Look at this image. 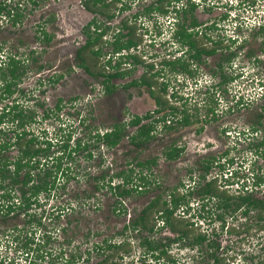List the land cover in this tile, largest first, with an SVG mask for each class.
I'll list each match as a JSON object with an SVG mask.
<instances>
[{
  "label": "rangeland",
  "instance_id": "rangeland-1",
  "mask_svg": "<svg viewBox=\"0 0 264 264\" xmlns=\"http://www.w3.org/2000/svg\"><path fill=\"white\" fill-rule=\"evenodd\" d=\"M195 1L199 4V10L205 8L203 0ZM200 1L202 3H199ZM79 2L80 0L55 2L49 0L43 9L26 15L25 24L22 22L20 27L12 28L8 23L4 29L0 30V43H4L5 50L16 54L27 68L20 84L25 98L19 100H22L26 107L32 106L31 110L35 112L36 119L40 121L37 125L32 126V131L41 135L39 139L47 137L52 140L53 144L55 139L59 142L52 148L55 151V156L62 154L59 144L66 140V134L70 138L69 144L75 145L78 139L81 143L80 149L72 151L69 157L62 155V168L66 167L67 169H64L62 175L60 172L56 177L55 188L51 191L50 197L47 200L44 197L40 198L42 207L32 209L41 216L43 226L30 229L26 225L22 229L16 226L15 230L19 229L20 232L11 233L10 229L18 222L16 220L9 222L10 228L4 230L5 227L0 220V259L9 263L13 262V264H28L32 256L21 255L19 245L14 242V235L19 236L21 244L30 233L41 240L43 234L47 232L51 238L47 244L41 247V251L49 252L50 255L43 254L44 264H64V260L70 254L76 256L74 264H95L107 255L113 257V261L109 262L115 264L154 262L150 258L140 259L141 256H144L146 249L140 245V242L147 238V234L127 231L121 235L122 230L153 199L159 196L165 198L167 192L174 187L180 188V191H177L179 193L185 190L188 192V187L189 190L191 188L200 189L212 176L218 174V169H212L201 181L203 162L199 164L200 157L205 156L211 159L214 156L220 157L222 160L221 156L224 157L228 153L227 156L234 158L236 162L233 169L241 168L243 174H247L251 163H253L252 168L256 173H260L264 169V158L260 155L263 150H257L256 147L263 133L253 134L251 130V124L259 112V106L264 103V32L262 36L260 34L259 37L253 38L258 26L264 25V0H244V4L242 0H211L208 5L214 9L201 10L196 14L198 20L204 24L212 22L219 24L217 31L212 33V36L216 40L224 38L222 40L224 45H230V42L227 41L228 38H238V42L230 46L229 51L236 56H234L232 65L226 69V75L231 76L232 80L224 87L225 90L222 88L220 91L218 90L212 99L209 95L205 96L204 94L210 81L212 82L208 74L213 70L215 63L220 61V56L215 59L208 58L206 65L199 67L200 69L195 71V75L192 72L193 78L177 76L174 79L173 74L176 72L165 70L175 96L187 98L186 104L190 111L193 112L196 107L201 106L197 109L200 114H204L205 105L212 106V101H215L218 112V120L207 124L205 128V133L211 134L208 133L205 137L202 134L193 137V135L189 136L185 133L189 137L184 153L186 162L183 165L181 163L167 164L163 161L161 154L167 146L164 135L143 148H135L129 142V137L133 134L134 129L130 126L125 127L123 140L118 148L112 150L101 147L93 139L96 132H104L115 122L128 123L131 116L144 115L150 110L151 101L145 90L139 91V93L129 91L128 94L131 96L126 99V92L120 91L121 87L119 86L125 81L120 80H114L115 90L104 95L100 91V79L87 75L85 70L77 65L79 61L76 57L77 52L85 41L80 28L91 18V14L83 10L81 2ZM127 14L131 16L132 13H123L126 21L134 22L131 17H127ZM52 15H54L55 21L46 29L53 35V38L48 45H42L35 39L33 24L47 20ZM136 32L141 39L143 33ZM111 34V31L108 32L107 39H111ZM167 36L165 34L162 40H165ZM240 40L243 45H240ZM105 42V39L102 38L96 46L81 52L90 71L94 74L102 71L104 60L111 52V45ZM158 42L163 41L159 40ZM158 42L151 47L146 44V37L143 36V42H141L137 54L138 59L145 58L147 62H154L156 68L160 69L161 63L159 62L164 59V52ZM98 49L105 54L100 59L93 56L91 51ZM30 50L36 52L33 54L34 62L28 56ZM154 56L156 57L154 58ZM38 66H43L41 72L36 70ZM135 70L136 78L145 71L141 68ZM55 79L57 80L55 81ZM218 81L219 79L215 78L214 82ZM171 99L173 105L180 108L178 106L182 104L181 101ZM238 100H241L243 106L235 104ZM74 101H76V105H70ZM57 103H60L62 108L60 112L55 113ZM222 127L230 128L229 137L219 133ZM176 135H178L177 132ZM201 136L205 139L199 141L198 138ZM176 140L178 143L182 142L180 136H177ZM207 142L213 148L206 150L203 144ZM205 153L210 155L206 156ZM14 154L15 150L9 152V155ZM88 154H91V157H88ZM199 155L201 156L198 157ZM155 157L159 161L148 173L150 182L157 185L148 187L144 194H134L126 199L125 204H122V208L126 211L125 215L116 216L112 212L115 207V198L110 195L105 182V186L101 190L96 189L98 180H101V176L105 175L106 181L113 174L126 168L137 170L135 167L137 161ZM131 162L132 165L128 166V163ZM183 184L185 186L181 188ZM254 195L253 197L264 201V188L257 189ZM197 199L198 197L195 196V199L190 200V212L197 211ZM210 202L208 208L210 205L215 206L214 201ZM62 209L64 213L59 216ZM128 215L132 217L129 219ZM176 215L181 217L179 213ZM151 217L153 218V214ZM185 217L184 220L187 221L195 220L193 217L192 219L188 218L187 214ZM208 218L206 217V222L201 226L198 224V228L202 227L209 233L211 226L210 223H207L209 222ZM156 222L155 219L150 218V225H154L153 236L162 244H166L167 240L164 238L171 236L165 228L158 230ZM213 223L215 226L212 229H217L219 235H224L226 232L227 237L224 238L225 243L223 244H230L232 247L225 253L230 256L228 257V259L230 258L229 262L233 261V264L262 262L264 264V251L262 250L264 229L258 231L256 221L252 217L246 220L240 219L239 214H235L233 218L227 215L221 230L220 222L213 221ZM194 228L191 230L195 234ZM8 230H10V234ZM149 237L151 238V235ZM124 239L131 246L128 253L101 252V250L95 249L102 246L105 240L121 242ZM60 251L64 252L62 260L58 257ZM98 253H103V256ZM167 256H169L168 258L174 257L176 264H195L193 258L195 252L185 247H173L171 254ZM86 257H90V259L87 260ZM163 261L167 262V257L159 260L156 264H166Z\"/></svg>",
  "mask_w": 264,
  "mask_h": 264
},
{
  "label": "flooded vegetation",
  "instance_id": "flooded-vegetation-1",
  "mask_svg": "<svg viewBox=\"0 0 264 264\" xmlns=\"http://www.w3.org/2000/svg\"><path fill=\"white\" fill-rule=\"evenodd\" d=\"M12 1L14 0L0 1V8H1L0 30L2 28L4 29V26H7L8 23L12 28L17 26L20 27L22 25V22H24L26 15L28 16V14L36 12L39 9H43L45 7V3L48 2L49 0H16L13 3ZM52 1L55 2L59 0H52ZM80 2L82 9L85 10L87 13L91 14V18L87 23L83 24L80 28L81 35L82 37H84L85 41L83 42V45L79 48V50L86 45L88 40L93 41V39L96 37H98L97 40L98 42L102 38H104L106 41L105 43L111 45V52L104 60L102 71H99L98 73L94 74L90 71L89 65H87L89 71H87L83 67H81V69L85 70L87 75H91L93 78H98V80L100 79V85H101L100 91L104 95L110 94L115 90L116 85L113 83L114 80H120V81H125L124 84L119 86L121 87L120 91L126 92V99L130 98L131 96L130 94H128L129 91H132V93H139V91L143 92L145 90L151 101L150 110H148L144 115L131 116V118H129L128 123L115 122L109 127V129L104 130V132H96L94 134L93 139L96 142L97 135L103 136L105 133L112 131L113 129L112 126L125 124V127L130 126V128L134 129L133 134L129 137V142L135 148H143L145 145H148L150 142L154 141L155 139H159V137H162L164 135V139L166 142L165 144H167V146L165 147V149L161 154L163 161L166 162L167 164L168 163L170 164L181 163L182 165L185 164L186 156L184 153L186 151V146L188 144L187 143L188 137L190 135L196 137V135L198 136L201 134L204 137L207 136L206 134L209 133V132L205 133V128L207 124L218 120V112L215 105L216 102L212 101V106H207L203 103L206 106L204 110V114H200V112L197 109L198 107L201 106L196 107L193 112L190 111L187 108V104H186L188 99L183 98L182 96H175L176 94L173 92V87H171V84L169 83L170 81L167 78V73L165 72V70L167 69V70H171L172 72H176L175 74H173L174 79L177 76L178 77L191 76L193 74L192 72H194L195 75V71L200 69L202 65L203 66L206 65V61L208 58L215 59L217 56H220V61L215 63L213 70L210 71L208 74L211 77L212 82L210 81V85L207 86L206 91L204 92L205 96L209 95V97L212 99L214 94H216L218 90L220 91L221 88L224 89L227 83H229L232 80L231 76L226 75L227 73L226 69H228L232 65L234 59V55L231 56L233 52L229 51L231 48L230 46L237 43L238 38L237 39L228 38L229 40L227 39V41L230 42V45H224L222 43V40H224V38L222 40H216L212 36V33H215L217 31V27L219 26L218 23L212 22L210 24H204L198 20L196 16L198 11L201 10L210 11L211 8L214 9L212 6L208 5V3L211 2V0H203V4L205 5V8L200 10H199V4L195 0H80ZM199 3L202 2L200 1ZM242 3L244 4V0H242ZM190 4H194L195 7L191 9V7L189 6ZM127 12L132 13L131 16H128L127 14V17H131L134 22L128 23L126 21L125 16H123V13H127ZM54 21H55V17L54 15H52L48 17L47 20H43L42 22H37L33 24V26L35 27V32H34L35 39H37L38 42L41 43L42 45H48L52 41L51 39L50 42L48 43L43 42L41 33L44 30L47 34L51 35L53 38V35L48 32L46 27L54 23ZM25 23L26 21L24 22V24ZM134 24L135 26H133ZM110 31L112 32L111 34L112 37L111 39H107V34ZM136 31H141L143 33L141 35L142 37L141 39L139 38L140 36L139 34H137ZM165 34H167L168 36L167 38H165V40L164 39L162 40ZM182 34L190 35L189 44L193 42V46L189 45L188 43H186V41H184L181 38ZM143 36L146 37V44L150 45L151 47H153L154 43L158 42L159 40L163 41V42H158L164 52L163 53L164 59L161 60V62H159L161 63L159 65L161 67L160 69L156 68L154 62H147L145 58H142V60L138 59L137 52L138 49H140L139 47L141 45V42H143ZM128 39H131L135 43V45L131 46L128 49H122L120 51L114 52L113 50L114 43L117 40L126 41ZM217 41H220L219 44L220 47L216 44ZM240 43H241L240 45H243L242 40H240ZM3 44L4 43H0V67H4L5 63L7 62L8 55L14 56L16 59H18L16 54H11L8 50H5ZM211 50H215V52L212 54H208L207 52ZM94 51L100 52L98 56L92 53L93 56L98 57L99 59L105 56V54H103L99 49ZM31 52H34L35 54L36 52L35 50H30L28 55L31 58V61L34 62L35 58L33 57V54H31ZM76 57L77 59H79L78 56ZM155 57L156 56H154V58ZM177 62H178V66H174L176 68L174 70L173 68H171L173 67L171 65ZM23 64L22 66L25 65ZM79 64H80V59L77 63V65L80 67ZM179 64L183 65L184 68L186 67V70H183L179 66ZM38 67L36 70L38 72H41L43 66H41V69H38ZM136 68H141L142 70L145 69V71H143L138 78H136L137 77V73L135 70ZM26 69L27 68H25V70ZM115 73H119L120 76L113 77L111 79L108 78L107 75L115 74ZM24 74L22 75L21 80L18 84L17 93H15L14 95H12L11 97L5 100L0 101V113L4 108H6L5 107L6 105H12V104L13 105L18 104V108H22L23 112L26 109V105L23 104L22 100L21 101L19 100L25 98L23 89L22 90L20 89L21 87L20 84L21 81H23L22 79ZM215 78L219 79V81L216 83L214 82ZM56 80L57 79H55V81ZM4 85H5L4 82L0 80V95L3 94ZM157 91H159L160 93ZM156 98L159 99L160 103H158ZM171 98H173V100L178 99L179 101H181L182 104L178 106L180 108H177L176 105H173ZM238 101L235 102L236 105ZM70 105H76V101H74L73 104ZM239 105L243 106L242 102ZM55 106H56L55 113L60 112L62 108L61 104L57 103V105ZM29 107L32 109V106ZM183 112L184 113L186 112L188 116L190 115L189 124L181 125V123H177V121L183 119ZM191 114H195V116L192 117ZM137 118L140 119L138 125H130L131 121L136 120ZM34 119L36 120V123H34L32 126L37 125L40 122L38 119H36V115ZM11 125L14 124L5 122L3 125H0V128H11ZM148 125L154 126V129L149 133V139H148L149 141L144 145H140V146H137L136 144L132 143L131 138L133 136L134 137L136 136V134L138 133V131L142 126H148ZM229 129H230L229 127L227 128L222 127L220 128L219 133L229 137L230 134ZM124 132L125 131H123V134ZM176 132L178 135H176ZM185 133L189 134V136L187 137ZM38 136L41 137L39 133ZM177 136H180L182 142L180 141V143H178V140H176ZM203 136H201V138L200 137L198 138L199 141L205 139ZM65 138L68 139L67 134ZM123 138L124 135L119 141V143L112 149L118 148ZM78 141L80 142V140L78 139L75 142V145L70 144L72 149L76 148ZM56 143L58 144L59 142L55 139V144ZM97 143H99L101 147L106 148V146L102 142L97 141ZM203 147H205L206 150L213 148L209 142L203 144ZM171 148H176L178 151V157L175 160H168L167 157L164 155V152L166 153L169 152ZM9 152H7L6 154H9ZM182 154H184V156L180 158ZM204 155L207 156L210 154L205 153ZM227 155L228 153L225 154L224 157L221 156L222 160H220V157L212 156L211 159H208L205 156L204 157H200L201 155L198 156L200 157L199 164L203 162V164L201 165L202 169L205 166H209L208 171H211L212 169L215 168L219 170L218 174L212 176L211 179L207 182H211L219 192L226 193V195H229L236 202H238L239 197H244L249 195L253 197L257 189L264 188V169H262L260 173L258 172L256 173L255 170L252 168L253 163H251L252 165L248 169L247 174L246 173L243 174L242 173L243 170L241 168L233 169V165L236 164L235 159L232 157H228ZM150 159H154V158H149V160ZM144 161H139V162H144ZM158 161H159L158 158H156L155 165L157 164ZM136 163H135V167L137 168V170H135V168L125 169V170L133 169V173H134L133 177H135L133 183L127 186V188L129 189L135 188V191L133 190L131 192V196H133L134 194H144L143 191L147 190L148 187H150L151 185H157L156 183H152L150 186L144 187L143 183L139 182L137 180V176H135L141 170L149 174L148 172H150L152 167L155 165H150L149 166L150 168L147 170L146 169L147 167L146 168L138 167ZM130 165H132V162L128 163V166ZM148 177H150V175H148ZM256 178H260V180H257ZM122 182L123 181L120 179H113L111 185L120 184ZM207 182H205V184ZM184 186L185 185L183 184L181 188H183ZM187 189L189 191V187ZM177 191H180V188L174 187L167 192L165 198L163 197L160 198L159 196L155 199H158L160 203L166 202L165 208H168L169 210L174 209L171 219L175 225H179V228L183 229L185 228L184 222L190 223L192 225V228L194 227L197 228V229L194 228L195 234L193 233V235L201 236V238L203 236L204 239L203 240L198 239V241L193 246H191L189 245V241H187L184 237H181V239L179 238L180 235L179 232L173 231L170 228V226L165 223L163 218H159L161 217L162 212L159 211L158 213L155 214L152 213L154 215L153 218L151 217V219H155L157 221L156 223H158V227H157L158 230H161L162 228L167 229L171 237L164 238L165 240H167V243L162 244L161 241L157 240L153 236L154 225H151L153 226V230L150 232L143 230L133 231L127 229V231L133 233L134 232L146 233L147 240L150 241L152 244H154L153 246L156 247V249L150 250L148 246L146 245L144 246L141 244L143 241L142 240L140 244L141 246H144L146 249L144 256H141L140 259L145 260L147 258H150V260H153L154 262L150 261L148 263L146 262L144 263L156 264L159 260L161 259L163 260V258L167 257L168 261L167 262L163 261V263L176 264V259L173 256H171L173 258H168L169 256L167 255L171 254L173 247L181 246L195 252V256H193V258L195 259L194 261L195 264H233V261L229 262L230 258L228 259V257L230 256L229 255L227 256L225 254L227 253V251H229V249L232 248L230 244L229 245L223 244L225 243L224 238L227 237L226 232L224 233V235L223 234L219 235L217 229L216 230L212 229L215 226L213 221L220 222L219 228L221 230L224 227L225 218L227 217V215L228 216L230 215L233 218L235 214H239L240 219L247 220L250 217H252L255 220L253 215H250V214H254V210L248 212L247 214H243V210L245 209L244 207H239L238 209L234 210L235 206L232 204L231 206L232 208L224 212L223 209L219 208L220 198L216 196H212V197H206L204 199L198 198L197 199L198 204L196 208L197 211L190 212L191 206L189 207V203L190 200L195 199V197H191L187 205H184L181 202L177 207L174 208L172 204L171 194L179 193ZM185 193H187L186 190L179 194L183 196ZM110 195L115 198L114 209L116 210L114 211L113 209L112 212L116 216L125 215L126 211L122 208V204H125V200L129 199L131 196L127 198H120V197H115L112 194ZM210 201H214L215 206L210 205V208H208V204H211ZM117 202L119 203L117 204ZM151 202H149L146 206H144L142 210L138 212L135 218L129 221L125 226L130 225L131 224L130 222L137 219L141 215V212ZM176 213H179L181 217H177ZM186 214L188 215V218L192 219L193 217L195 218V220L194 221L191 220L192 222L184 220L186 218L185 217ZM219 214H222L223 216L222 220L218 219ZM128 216L129 219L130 217H132L131 215ZM206 217H209L208 218L209 222L207 223H210L211 226V230L209 233L203 230L202 227L198 228V224L201 226L204 222H206ZM0 220L2 222L3 227H5L4 230L10 228L11 225L9 224V222H15V220L18 222V224H15L10 229L11 233L15 231L20 232L19 229L15 230L16 226L22 229L25 225V219L23 215H19L14 218L6 217L3 220L2 219ZM10 230H8L9 234H10L9 232ZM122 231H124V228ZM258 231L261 230L258 229ZM150 235L151 238L149 237ZM119 242L114 241L112 243H119ZM97 248L95 249L100 250L99 248L98 249ZM262 250L264 251V242L262 243ZM101 252H105L104 249H101ZM102 260L95 264H108V263L115 264L109 261L104 262ZM4 264H13V262L9 263L6 262V260H4ZM257 264H262V262H257Z\"/></svg>",
  "mask_w": 264,
  "mask_h": 264
},
{
  "label": "trees",
  "instance_id": "trees-1",
  "mask_svg": "<svg viewBox=\"0 0 264 264\" xmlns=\"http://www.w3.org/2000/svg\"><path fill=\"white\" fill-rule=\"evenodd\" d=\"M189 6L191 9L195 7L194 4H190ZM263 32L264 25H259L257 31L253 35V38L259 37L260 34L262 36ZM41 35L43 42L45 43L50 42L52 39V36L47 34L44 30L42 31ZM181 38L189 44V34H182ZM97 40L98 37L94 38L93 41L88 40L86 45L83 46L77 53V56L80 59V67H83L87 71H89V68L86 64V61L84 60V57H82L81 52L86 49L93 48L97 44ZM216 44L219 46L220 41H217ZM133 45H135V43L131 39L126 41L117 40L114 43L113 50L116 52L122 49H128ZM189 45L193 46V42ZM91 51L94 55L98 56L100 54L98 51ZM214 52L215 50H211L207 53L212 54ZM31 54H34V52H31ZM233 55L236 56L234 53L231 56ZM22 64V60H18L14 56L8 55L7 62L5 63L4 67H0V80L5 84L3 86V94L0 95V101L5 100L17 93L18 84L22 75L26 72V67L22 66ZM171 66H173L171 68L175 70L176 68L174 66H178V62L173 63ZM179 66L183 70H186V67L184 68L183 65L179 64ZM38 69H41V66L38 67ZM107 76L109 79H111L113 77L120 76V74L115 73L109 74ZM157 101L160 103L159 99H157ZM240 103L241 100L238 101L237 105ZM5 107L6 108H4L0 113V125H3L6 122L12 123L16 126L11 125V128H0V192H2L0 193V219L3 220L6 217L14 218L16 216L23 215L25 219V225L29 229L35 227L39 228L43 226L41 216H39V213L32 209H35L36 207H42V204H40V198L44 197L47 200L50 197L51 191L55 188L56 177L60 172L62 175L64 173V169H67L66 167L62 168V155L69 157L72 150L77 151L80 149L81 143L78 141L76 148L72 149L68 138L60 145V152L62 154L60 156H55V151H53L54 149L52 148L53 146H57V144H53L52 140L48 139L47 137H45V139H39L40 137L32 131V125L36 123V120L34 119L35 112L31 110L30 107H26L24 112L22 108H18V104L6 105ZM191 115L192 117L195 116V114ZM189 117L190 115L188 116L186 112H183V119L177 121V123H181V125L189 124ZM254 118V122L251 124V130L253 133H263L256 147L257 150H263L260 155L264 158V103L259 106V112ZM139 121L140 119L137 118L136 120L131 121L130 125H138ZM112 128V131L105 133L103 136L97 135V141L102 142L108 150L114 148L123 137L125 124L114 125ZM153 129V125L142 126L136 136L131 138V142L137 146L144 145L149 141V133ZM45 135L46 133L44 136ZM14 150V155L6 154L7 152ZM164 155L168 160H175L178 157V151L176 148H171L169 152H164ZM88 157H91V154H88ZM155 162L156 158L150 160L148 159L144 162H137L136 165L142 168L147 167L146 169L148 170L150 165H155ZM208 170L209 166H205L203 168L201 180L205 178ZM133 174V169L120 170L119 172L110 176L106 181L104 179L106 176L102 175L101 180H98L96 189L99 191V189L103 188L105 184H107L109 192L113 196L127 198L131 196V192L133 190L135 191V188H127L128 185L133 183L135 178L133 177ZM148 175L149 174L144 173L143 170H141L135 176H137V180L139 182L143 183L144 187H148L152 184ZM113 179H120L123 182L120 184L111 185ZM256 179L260 180V178ZM145 192H147V190L143 191V193ZM171 195L174 208L177 207L181 202L184 205H187L189 199L195 196L202 199L212 196L219 197V208L223 209L224 212L231 209L232 204L235 206L234 210L238 209L239 207H244L245 209L243 210V214H247L248 212L254 210V214L250 215H253L255 218L256 227L260 230L264 229V201L254 198L250 195L239 197L238 202H236L229 195H226V193L219 192L211 182H207L205 186L197 190L191 188V190H189L183 196L179 193H172ZM118 203L119 202H117V204ZM165 205L166 202L160 203L158 199L153 200L141 212V215L137 219L132 221L130 225L124 227V231H127V229L133 231H152L153 226H151L149 223L151 214H155L160 211L162 212V215L159 218H163L165 223L169 225L173 231L179 232V238L181 239V237H184L187 241H189V245L193 246L198 241V239H204L203 236L201 238V236L193 235L191 230L192 225L190 223L184 222L185 228L183 229H180L179 225H175L171 219L174 209L169 210L168 208H165ZM115 210L116 209H114V211ZM63 213L64 210L59 213V216ZM218 219H223L222 214L218 215ZM124 231L121 233V235L124 234ZM11 236L13 235L11 234ZM18 237L19 236L14 235V241L16 245H19L21 255H26L25 257H28L29 255L32 256L31 260L28 261V264H44L43 254L50 255V253H43V251H41V247L49 242L51 235L45 232L41 240H39L38 238L35 239L34 235L30 233L28 234V238L25 239L21 244ZM141 244L148 246L150 250L156 249V247L153 246L154 244L148 241L147 238H144ZM99 249L122 254L128 253L131 249V246L126 239L119 243H112L111 241L105 240L103 245L99 246ZM102 254L103 253H98L100 256H103ZM58 257L62 260L64 257V252L60 251V256ZM75 258V255L70 254L69 257L64 260V264H74ZM89 259L90 257H88L87 260ZM102 261H113V257L107 255ZM0 264H4V260L0 259ZM142 264L145 263L142 262Z\"/></svg>",
  "mask_w": 264,
  "mask_h": 264
}]
</instances>
